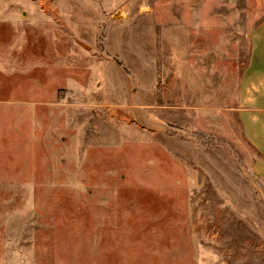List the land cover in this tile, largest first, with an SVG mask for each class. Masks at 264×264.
Here are the masks:
<instances>
[{"label": "rangeland", "instance_id": "rangeland-1", "mask_svg": "<svg viewBox=\"0 0 264 264\" xmlns=\"http://www.w3.org/2000/svg\"><path fill=\"white\" fill-rule=\"evenodd\" d=\"M264 0H0V264H264L234 111Z\"/></svg>", "mask_w": 264, "mask_h": 264}, {"label": "crops", "instance_id": "crops-1", "mask_svg": "<svg viewBox=\"0 0 264 264\" xmlns=\"http://www.w3.org/2000/svg\"><path fill=\"white\" fill-rule=\"evenodd\" d=\"M234 111L240 131L256 151V174L264 183V21L251 38L250 61L239 81Z\"/></svg>", "mask_w": 264, "mask_h": 264}]
</instances>
